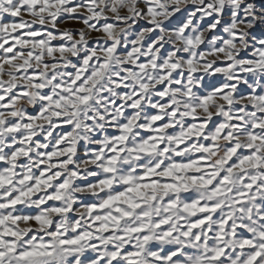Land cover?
I'll use <instances>...</instances> for the list:
<instances>
[{"label":"snow or ice","instance_id":"1","mask_svg":"<svg viewBox=\"0 0 264 264\" xmlns=\"http://www.w3.org/2000/svg\"><path fill=\"white\" fill-rule=\"evenodd\" d=\"M0 264H264V0H0Z\"/></svg>","mask_w":264,"mask_h":264},{"label":"rangeland","instance_id":"2","mask_svg":"<svg viewBox=\"0 0 264 264\" xmlns=\"http://www.w3.org/2000/svg\"><path fill=\"white\" fill-rule=\"evenodd\" d=\"M71 26V25H70Z\"/></svg>","mask_w":264,"mask_h":264}]
</instances>
